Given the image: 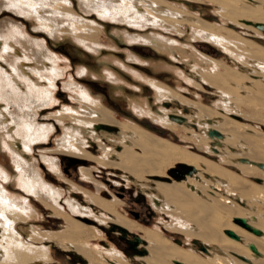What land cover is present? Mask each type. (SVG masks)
Masks as SVG:
<instances>
[{
	"label": "bare ground",
	"instance_id": "bare-ground-1",
	"mask_svg": "<svg viewBox=\"0 0 264 264\" xmlns=\"http://www.w3.org/2000/svg\"><path fill=\"white\" fill-rule=\"evenodd\" d=\"M208 1L216 5L215 11L222 21L232 23L244 33L249 34L255 29L242 20L264 23V0ZM81 2L87 12L96 11L103 18L139 28L152 26L182 34V26H191L194 40H207L236 58L235 69L195 45H190L191 51L187 55L203 81L221 93L218 106L228 112L233 111L234 118L240 121L203 103L184 98L162 82L148 80L163 104L176 98L186 105L181 110L163 108L164 115L159 116V120L173 128L179 124L196 138L200 148L203 145L218 152L220 162H216L158 137L135 121L119 120L108 103L94 97L84 80L71 78L64 87L77 106L64 105L57 113L45 115L58 101V80L65 75L62 59L46 44L45 37V42L34 38L35 35L27 32L23 23L19 24L13 18L0 22V135L15 164V180L23 188H17L18 191L12 194L4 185L12 174L8 166L0 164V264L51 261L53 257L48 248L57 245L72 255L85 256L94 264L97 263L93 260L95 254L104 260L101 264H111L109 259L113 264H125V254L112 244L95 250L80 242L92 236L91 227L100 230L110 222L114 228L111 230L119 234L121 227L129 232L141 230L140 236L144 241L132 247L146 264H177L176 261L184 264H264V190L247 189L241 183V189L237 190L239 181L233 173L235 171H228L223 166L231 164L246 171L259 168L253 162L264 163L262 136L254 125L243 123L238 116L242 114L252 118L264 111V41L256 35L250 36L256 41L247 39L222 21L210 23L189 12L186 6L174 5L167 0ZM3 7L36 20L38 28L55 37L72 34L82 44L92 42L95 47L102 44V28L94 20L78 14L71 0H0V9ZM51 21L55 23L49 24ZM128 29L126 37L132 41L153 43L171 52L181 49L173 38H147L136 32L137 35H133ZM129 49L137 50L135 47ZM131 58L138 60L134 55ZM108 75L115 79L112 73ZM139 76L145 78L143 74ZM256 100L262 103L256 104ZM242 107L246 109L242 111ZM134 109L139 115L150 114L147 105L134 103ZM150 115L154 120L158 119ZM259 116L257 121L264 123V115ZM57 122L62 125L64 135L58 139L57 148L48 149L46 146L51 135L59 127ZM211 129L220 131L223 136H210ZM210 142L217 146L218 151L210 148ZM36 148L41 153L42 163L34 156ZM65 156L80 166L86 183L104 185L94 177L99 170H106L115 177L123 172V178H119L122 181L115 179L116 183H126L127 187L140 184L135 188L150 202V209L163 219L168 215L170 219L163 220L166 228L183 233L186 241L176 244L154 228L139 226L117 211L116 205L120 200L106 198L101 187L97 186V191H101L99 194L67 179L61 169V159ZM244 158L250 162L242 161ZM173 163L181 165L179 172L185 170V177L184 173H178L181 179L170 175L168 178L171 180H165L164 171ZM91 164L92 168L89 167ZM183 164L194 166L196 170L188 175ZM45 165L73 190L52 182ZM80 192L88 204L81 202L77 196ZM41 206L64 220L62 231H48L44 230L42 223H30L32 218L44 216ZM235 217L247 218L263 234L256 236L239 226L234 222ZM79 219L86 220L87 224L91 222L92 226ZM28 223L31 224L29 238L19 228L21 224ZM227 229L234 230L242 240L231 238L225 233ZM196 240L199 243H195ZM250 243H255L261 255L249 248ZM202 244L207 246V252L201 249Z\"/></svg>",
	"mask_w": 264,
	"mask_h": 264
},
{
	"label": "rangeland",
	"instance_id": "rangeland-1",
	"mask_svg": "<svg viewBox=\"0 0 264 264\" xmlns=\"http://www.w3.org/2000/svg\"><path fill=\"white\" fill-rule=\"evenodd\" d=\"M71 1L73 9L78 14L81 16H86L88 20H94L96 24L98 23L97 25L102 28V44L98 47H95L92 42L82 44L72 34H59L60 36L57 35L55 37L45 30L38 28L39 25L36 20L31 19L29 16L18 14L8 7H3L0 9V22L13 18L17 20L19 24L23 23V27L25 26L24 28L27 30V32L35 35L34 38L45 42L43 39V37H45L46 44L51 49H54V51H56L55 53L59 54L60 58L62 59L63 64L61 67L65 75L58 80V88L56 91L58 101L53 105V107L45 112V115L57 113V111L62 109L64 105L77 106V102L71 98V93L64 87L66 86V82H69L71 78L84 80L87 83V89L93 92L94 97L100 99L105 104L108 103V106L114 110L115 115L119 120H128L132 122L135 121L143 128L154 133L158 137L181 145L184 148L192 152L199 153L212 161L220 162V157L217 154L218 152H215L214 150H208L207 147L205 148L203 145H201L203 148H200L196 138L181 128L179 124H177L178 127L173 128L165 125L161 120H159V116L164 115L162 111L163 108L167 110H174V108H177L176 110H181V107L186 105H182L183 103L176 98L170 100V103L163 104V102L158 99L155 88L148 82V80L154 79L162 82L167 87L175 90L180 96L182 94V97L184 98L186 97L187 99H192L194 101L203 103L209 107L217 109L223 115L234 118L235 116H233V111L228 112L226 109L218 106V102L221 100V93L214 86L203 81L200 74L195 70V64L191 62V60L188 61L189 56L187 55H189L191 51L190 45H195L197 49L208 55H213V57L218 58L226 65H229L233 68L236 67L237 59L224 52L221 47L208 43L207 40H194L192 38L193 30L191 26H182V34H179L177 31H172L165 28H155L152 26L139 28L133 25H128L123 21L103 18L99 16L96 11L87 12L83 9L81 0ZM167 1L174 5L186 6L189 12L200 16L210 23H219L222 21L221 17L215 11L216 5L208 0ZM12 14H16L18 17L14 15L12 16ZM242 22L253 27L255 31L250 30L249 34L244 33L243 29L236 26L234 27V25L230 22L222 21V23L227 24L229 29L237 30L247 39L256 41L253 37H250L256 35L260 40L264 41V29L257 27L258 24L264 23L246 19L242 20ZM54 23L55 21H51L49 24ZM126 29H131V33H133V35L140 34L143 37L148 36L147 38L154 36H161L165 39L173 38V40L175 39L178 41L176 46L181 49H176L175 51L171 52L168 49H164L163 47H157L153 45V43L149 44L147 42L145 43L144 41H132L126 37ZM135 32L137 34H135ZM256 43L260 44L259 42ZM130 47H135L137 50L135 51L133 49H129ZM183 52H186V54ZM133 55L138 58L137 61L131 58ZM84 71H86V73H84ZM108 73H112L115 76V79L109 76ZM139 74H143L145 76L144 79L146 80L140 77ZM262 82L264 83V81ZM134 103L145 106L147 105L149 113L155 115L158 119L154 120L150 114L139 115L134 109ZM255 103L261 104L262 101L256 100ZM245 109V107L241 108L242 111ZM193 112L195 111L193 110ZM257 114L252 116V118L245 117L242 114H239L238 116H241V121L243 123L254 125L258 134L262 136L264 141V123L258 122L256 119L260 117L259 115H264V111L263 113ZM43 117L44 116L41 115V119H43ZM234 119L240 121L238 118ZM53 121L56 123V120L53 119ZM57 125H59V127L55 129L54 133L51 135L48 145L46 146L48 149L57 148L58 146L56 143L58 139H61L64 135L62 125L58 124V122ZM158 129L163 130L164 132L162 133L161 131H158ZM116 132L119 131L116 130ZM210 148L217 149V146L210 142ZM34 154L35 158L39 159V161L42 163L41 153L38 148H36ZM67 159L66 156L65 158L61 159V169L67 179L78 183L91 192H98L99 194H101V191H97V186L101 187V189L105 192L104 196L106 198L109 200L118 198L120 200V203L116 205L117 211L139 224V226L143 228H154L161 232L164 237L172 240L176 244L179 243V240L183 242L186 241V236L183 233L166 228L163 220L165 219L168 221L170 219L168 215H165L163 219L158 213H154L150 209V202L145 196L142 197L140 195L141 192L135 188L139 187L140 184L135 183L133 185L134 187H127L126 183H116L115 179L122 181V179L119 178H123V172H121L122 174H118L119 177H115V174H110L106 170H99L98 172L94 173V177L98 180V182L104 185L90 182L86 183V180L84 181V178L81 175L80 166L74 165ZM2 163L9 167V172L12 174V178H10L7 182L4 181V185H6L8 189L12 191V194H15V192L18 191L17 188L21 190L23 188L19 186L15 180V164L12 160L9 150L2 143V136L0 135V164ZM178 164L179 163H173L172 167L166 168L164 171L165 177H170L171 169H179L181 165ZM90 166H92V164L89 165V167ZM223 166L228 171H235L233 173H236L237 181H239V183H237V190L241 189L239 188L240 183L243 184V187H247V189L249 187V189L252 188V190L255 189V191L264 190V170L260 167L257 169H249L244 171L243 168H240L239 166L234 167L235 165L231 164H224ZM44 167L45 169L49 170L48 173H50L49 176L52 182H57L58 185L65 189H68L69 187L72 189V187L67 182H64V180H62L47 165ZM256 178L263 179V182H257ZM77 196L80 198L81 202L88 204L82 192L77 193ZM35 201L38 202L36 199ZM64 201L65 198L62 199V203H64ZM41 207L44 210V216H41L38 219L32 218L30 223H42L44 225V230L58 232L62 231L63 228H65L64 220L55 217L49 209L43 206ZM67 212H70L68 208ZM75 219L77 218L75 217ZM79 221L87 224L86 220L83 221L79 219ZM90 224L91 222H89L87 225L92 226V224ZM30 226L31 224L28 223L24 225L21 224L19 227L27 238L30 236ZM106 227H111L114 229L112 222H110L108 226H105V228H100V230L91 227L90 232H92V236L89 237L90 239L84 238L83 240L81 239L80 242L85 244L86 247L93 248L95 250L105 248L104 245L106 244H112L123 254H125V264H146L138 258L139 254H137L136 251H134L133 254H129L127 252L130 251L131 247V244L128 243L127 239L120 238L118 231H112L110 229H106ZM133 233L142 236V232L139 229L133 230ZM129 239H131V237ZM48 249L51 251V255L53 257L51 261L43 259L41 262H30L28 264H94V262L90 261V259L86 258L85 256L72 255L70 251H66L59 245ZM93 258V260L97 262L96 264H101L104 262V260H100L96 254L93 256ZM109 260L111 264H113L112 259Z\"/></svg>",
	"mask_w": 264,
	"mask_h": 264
},
{
	"label": "water",
	"instance_id": "water-1",
	"mask_svg": "<svg viewBox=\"0 0 264 264\" xmlns=\"http://www.w3.org/2000/svg\"><path fill=\"white\" fill-rule=\"evenodd\" d=\"M259 27H264V24H263V25H262V24L259 25ZM180 121H181V119H180ZM158 131H161L162 133L164 132L163 130H160V129H158ZM209 135H210V136H216V137H222V136H223L222 133H221L220 131L216 130V129H211V130L209 131ZM242 161H244V162H250V160L247 159V158L242 159ZM253 163H254V164H257L260 168H262V169L264 170V163H257V162H253ZM183 167H185V168L187 169L186 174H188V175H192V173L196 170V168H195L194 166L187 165V164H183ZM176 171H177L176 168L171 169V171H170V175H171L172 177H176V178H178V179H181L182 177H180V175H179L178 173L175 174ZM182 175H183V177H185V173L182 174ZM165 180H168V181H169V180H171V179L167 177V178H165ZM256 181L262 183V182H263V179H261V178H256ZM234 222H235L236 224H238L239 226L245 228L246 230H248V231L254 233L255 235L261 236V235L263 234V231H262L261 229L252 226V225L248 222V219L245 218V217H235V218H234ZM225 233H226L227 235H229L231 238L235 239V240H238V241H241V240H242V237H241L238 233H236L234 230H232V229H227V230L225 231ZM129 236H132L133 239H128ZM120 238H123V239L126 238V239L128 240V243L131 244V245L134 246V247L137 246V242H139V241H144V239H142L141 236H140L139 234H136V233H133V232H129L127 229L122 228V227L120 228ZM194 242H195V243H199L197 240L194 241ZM179 243L182 244L181 240H179ZM249 248H250L254 253H256L257 255H261V253H260V251L258 250V248H257V246L255 245V243H250V244H249ZM201 249H202L203 251H206V252L208 251L207 246H204V244H202ZM241 258L244 259V260H246V261H249V259H247L246 257H242V256H241ZM176 263H177V264H184V263L179 262V261H176Z\"/></svg>",
	"mask_w": 264,
	"mask_h": 264
},
{
	"label": "flooded vegetation",
	"instance_id": "flooded-vegetation-1",
	"mask_svg": "<svg viewBox=\"0 0 264 264\" xmlns=\"http://www.w3.org/2000/svg\"><path fill=\"white\" fill-rule=\"evenodd\" d=\"M177 171V173H185V170H181V172H179L180 171V169H176ZM150 206V205H149ZM106 229H110L111 230V227H106ZM131 237V239H133V237L132 236H129L128 237V239ZM126 239V238H125ZM128 241V240H127ZM134 249L132 248V245H131V247H130V251H127L129 254H133L134 253Z\"/></svg>",
	"mask_w": 264,
	"mask_h": 264
}]
</instances>
